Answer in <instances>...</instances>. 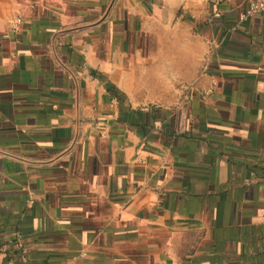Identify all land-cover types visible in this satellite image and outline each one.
Wrapping results in <instances>:
<instances>
[{"label":"crops","instance_id":"obj_1","mask_svg":"<svg viewBox=\"0 0 264 264\" xmlns=\"http://www.w3.org/2000/svg\"><path fill=\"white\" fill-rule=\"evenodd\" d=\"M248 7L0 0V264H264Z\"/></svg>","mask_w":264,"mask_h":264},{"label":"built area","instance_id":"obj_2","mask_svg":"<svg viewBox=\"0 0 264 264\" xmlns=\"http://www.w3.org/2000/svg\"><path fill=\"white\" fill-rule=\"evenodd\" d=\"M227 0H210V2L215 5L218 6L224 2H226ZM248 2V11L247 14L248 15H252V14H256V13H264V0H247ZM85 256L84 253H80V258H83Z\"/></svg>","mask_w":264,"mask_h":264}]
</instances>
